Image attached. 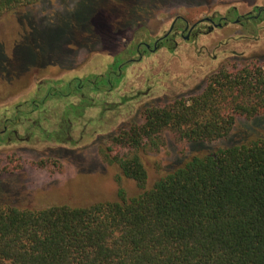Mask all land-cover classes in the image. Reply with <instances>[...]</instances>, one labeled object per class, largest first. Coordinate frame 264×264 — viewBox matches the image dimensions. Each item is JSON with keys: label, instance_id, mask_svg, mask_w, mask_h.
<instances>
[{"label": "rangeland", "instance_id": "374dc122", "mask_svg": "<svg viewBox=\"0 0 264 264\" xmlns=\"http://www.w3.org/2000/svg\"><path fill=\"white\" fill-rule=\"evenodd\" d=\"M255 6L264 7V0H42L29 9L2 15L0 117L27 100L15 116L18 124L26 123L30 109H36L42 123L48 119L50 126L72 122L84 115V107L69 96L79 85L70 79L79 78L86 86L87 80L102 74L98 85L110 80L116 88L99 95L94 100L97 107L76 121L72 142L36 137L0 144V205L29 210L79 208L116 201L120 189L127 198L139 195L143 190L112 161L135 152L114 148L112 138L142 123L146 108L199 94L207 77L223 65H241L255 57L264 66V21L253 26L228 22L212 31L200 25L199 34L189 41L177 35L176 45L169 44L171 50L162 48L131 64L122 79L109 74L116 71L119 60L114 66L107 64L114 55L123 60L133 44H152L176 16L191 25L232 8L242 15ZM126 24H131L128 29ZM48 92L60 103L46 106ZM34 96L37 100L32 103ZM261 137L264 115L249 121L237 117L231 134L213 143H184L166 131L156 146L136 151L147 173L144 190L194 155Z\"/></svg>", "mask_w": 264, "mask_h": 264}, {"label": "trees", "instance_id": "16d2710c", "mask_svg": "<svg viewBox=\"0 0 264 264\" xmlns=\"http://www.w3.org/2000/svg\"><path fill=\"white\" fill-rule=\"evenodd\" d=\"M41 1L0 0V17ZM74 80L83 93L81 79ZM261 115L264 66L255 57L221 66L195 96L146 108L142 123L111 140L135 152L112 161L143 191L127 198L120 189L116 201L79 208L0 205V264H264V137L194 155L149 190L136 154L166 131L184 143H213L231 134L237 117ZM55 127L42 132L44 141L67 143L68 121Z\"/></svg>", "mask_w": 264, "mask_h": 264}, {"label": "flooded vegetation", "instance_id": "af4514ba", "mask_svg": "<svg viewBox=\"0 0 264 264\" xmlns=\"http://www.w3.org/2000/svg\"><path fill=\"white\" fill-rule=\"evenodd\" d=\"M254 9V10H253ZM252 10L256 11V15L252 14V10L245 13V14H239L235 8L228 9L224 15L222 16H210L205 17L193 24H188L186 21H184L179 16H176L174 19H172L171 23L169 24V27L167 31L162 34L161 36L155 38L152 42V44H148L146 42L140 41L137 44H133L130 49H128V55L123 58V60L119 59L115 55L113 56V61L107 64V66L111 65L114 66L116 60H119V63L116 65V71H109V74L113 75L116 79L120 78L122 79L125 75V71L127 68L133 64L136 61L142 60L146 56L150 55L151 53H156L158 50L162 48H166L167 44L172 43L173 46L176 45L175 43V37L180 36L184 38V40L189 41L191 39V36L199 34L201 29L205 27L208 31H212L215 28H221L223 25H226L228 22L239 24L242 26H245L249 23L248 19L255 18L258 16V18L261 19V21H264V16L262 14L264 13V7H257L255 6ZM231 18H233L232 21ZM250 19V20H251ZM202 25L203 27L201 28ZM253 26V24H252ZM91 53H96L97 50H91ZM117 58V59H116ZM95 77L102 78V74H96ZM79 79V78H78ZM72 79H70L71 81ZM89 86H85V91L83 93H75L69 96H73L76 101H78L80 104H82V99H84L83 106H86L84 108V115L87 110L97 107L94 100L101 94H108L111 93L115 88L110 87L109 85H106V83L102 84L101 86H96L98 90H93L92 86L93 84L98 83V80H94V82L89 81ZM45 83H48L46 81ZM44 83V84H45ZM110 84V80L108 82ZM43 85V84H41ZM39 85V87L41 86ZM39 87L35 90V96L39 91ZM35 96L32 99V103L37 100ZM45 105L49 106V103H60V99H56L51 97L50 92L44 96ZM24 104H17L13 106L11 109L5 110V112H2V116L0 117V144H11L16 143L18 141H27L36 137L42 138V132L43 131H55L57 132V127L55 125L50 126L49 120L47 119V116L45 117L47 121L42 123V120L37 117L36 109H30L29 116L24 124H18V122L15 119V116L18 115L23 109L21 107H24V105L27 104V100L23 102ZM20 107V108H19ZM83 116H75L73 121L68 120V127L66 130V133L68 134L67 142H72L73 138L70 135V133L73 130L74 124L77 120L82 119ZM42 128V129H41ZM43 139V138H42ZM75 143V142H73ZM60 144V143H59Z\"/></svg>", "mask_w": 264, "mask_h": 264}]
</instances>
